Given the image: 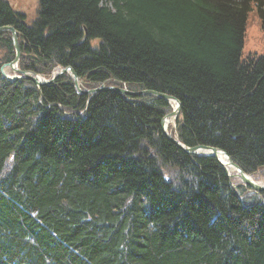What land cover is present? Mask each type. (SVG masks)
<instances>
[{
  "label": "trees",
  "instance_id": "trees-1",
  "mask_svg": "<svg viewBox=\"0 0 264 264\" xmlns=\"http://www.w3.org/2000/svg\"><path fill=\"white\" fill-rule=\"evenodd\" d=\"M256 6L264 16V0H39L29 22L0 0V26L17 28L23 69L178 97L184 144L264 178V54L243 50ZM14 57L0 31V264H264V191L167 139L170 102L87 103L69 73L7 78Z\"/></svg>",
  "mask_w": 264,
  "mask_h": 264
},
{
  "label": "water",
  "instance_id": "water-1",
  "mask_svg": "<svg viewBox=\"0 0 264 264\" xmlns=\"http://www.w3.org/2000/svg\"><path fill=\"white\" fill-rule=\"evenodd\" d=\"M5 30L12 32V40L15 47V57L11 61L3 63L1 66V71L7 78L30 79L33 80L39 87H42L43 85L54 83L56 79L60 77L62 74L70 73L73 76L74 85L77 91L81 92L82 94L92 95L100 91H115L120 94H128L133 96L141 95V94H151L166 99L170 103L175 102V106H173L171 112L165 114L161 120V130L164 136L187 153L197 154V155H209L216 157V159L224 168L230 179L235 177L240 180V183L238 185H246L250 189L255 190L256 192L264 191V183L254 179L251 174L247 173L241 166H239L233 160V158L228 154L227 151L223 150L222 148L212 145H206V144H197L194 146H189L184 144L176 135H173L172 133L169 132L167 128V121L170 118L177 119L182 107L181 101L178 97L154 89L131 90L128 89L127 87H121L114 84L107 85L105 83H101L99 86L93 88H83L82 86L84 85L85 78H82L76 72V70L72 65L57 66L56 69L53 71L51 77H46L43 74L32 69H23L19 66L22 50L19 42L17 28L9 24L0 26V31H5ZM7 68L12 69L13 73H8ZM175 125L176 124H174V126ZM221 155H224L227 158L226 161L222 160Z\"/></svg>",
  "mask_w": 264,
  "mask_h": 264
},
{
  "label": "rangeland",
  "instance_id": "rangeland-1",
  "mask_svg": "<svg viewBox=\"0 0 264 264\" xmlns=\"http://www.w3.org/2000/svg\"><path fill=\"white\" fill-rule=\"evenodd\" d=\"M9 1L12 2L20 11L24 12L27 15V20L29 22L32 21L37 16L38 9H39V0H9ZM255 8H256V13L250 14L248 24L246 25V28H245L246 30H245L244 48H243L244 55H247V54L253 55L254 54L256 56H259V55L264 54V16H263V13L260 15L259 9L257 6ZM19 42H20V40H19ZM97 42H98V40L94 41V43H97ZM8 69H9V73H13L12 69H10V68H8ZM46 77H48V76H46ZM87 82L88 81L85 78L84 85L82 86L83 88H89V86L87 87ZM102 83H105V82H102ZM110 84L112 85L114 83H109L107 85H110ZM114 85H116V84H114ZM94 87H97V86H94ZM121 87H127V86H121ZM90 88H93V87H90ZM75 89H76V87H75ZM143 89H149V88H143ZM131 90H133V89H131ZM138 90H142V89H138ZM76 91H77V89H76ZM77 92H79V91H77ZM79 93H81V92H79ZM97 93H95V94H97ZM95 94H92V95L91 94H83V95L89 96V98L87 100V103H89L91 98ZM123 95H126V94H123ZM141 95H146V94H141ZM131 96H133V95H131ZM135 96H140V95H135ZM65 112L70 113L66 110H65ZM78 112L81 113L83 111H78ZM172 127H174V124H172ZM173 130L176 131V129H173ZM199 156H203V155H199ZM251 175L253 176L254 179L264 183V178L261 174H259V173L252 174L251 173ZM239 182H240V180H239ZM242 186L248 187L246 185H242Z\"/></svg>",
  "mask_w": 264,
  "mask_h": 264
},
{
  "label": "bare ground",
  "instance_id": "bare-ground-1",
  "mask_svg": "<svg viewBox=\"0 0 264 264\" xmlns=\"http://www.w3.org/2000/svg\"><path fill=\"white\" fill-rule=\"evenodd\" d=\"M7 71L9 73V69L7 68ZM173 106H175V102H171ZM181 111V110H180ZM178 118V117H177ZM176 118H170L168 121H167V128L169 130L170 133H172L173 135H176L175 131L173 130V128L176 127V125L174 127H172V124H176ZM178 137V135H176ZM221 158L222 160L226 161V157L224 155H221Z\"/></svg>",
  "mask_w": 264,
  "mask_h": 264
}]
</instances>
